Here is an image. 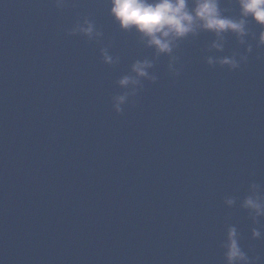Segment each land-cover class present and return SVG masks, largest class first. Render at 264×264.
Segmentation results:
<instances>
[{"label":"water","instance_id":"95a60500","mask_svg":"<svg viewBox=\"0 0 264 264\" xmlns=\"http://www.w3.org/2000/svg\"><path fill=\"white\" fill-rule=\"evenodd\" d=\"M109 7L0 0V264H226L230 225L264 264V217L253 224L240 207L250 184L264 193L261 29L250 22L246 43L229 34L222 51L201 32L172 61ZM85 18L101 36L69 34ZM249 44L237 70L206 62ZM144 59L155 83L131 72ZM125 75L139 83L121 88ZM125 93L118 114L113 97Z\"/></svg>","mask_w":264,"mask_h":264},{"label":"clouds","instance_id":"9594fccd","mask_svg":"<svg viewBox=\"0 0 264 264\" xmlns=\"http://www.w3.org/2000/svg\"><path fill=\"white\" fill-rule=\"evenodd\" d=\"M64 0H56L57 7L63 6ZM235 3L239 9L238 15L226 14L229 9L221 7V0H109V15L118 24L122 31H135L145 41L148 47L153 48L157 56H170L172 61H177L172 56L180 42L189 37H196L201 32L211 33L216 39L210 45L211 49L222 51L225 37L231 34L241 45L246 43L245 38L250 35L249 23H254L261 29L257 39V47L264 46V0H228ZM80 33L89 39L99 37L102 33L96 29L94 23L85 18L82 23H77L71 32ZM252 53V46L245 47L243 53H236L222 58L207 57L208 65L226 66L229 70H237L242 64L247 63L248 54ZM103 60L112 64L113 59L102 50ZM237 56L239 58H237ZM259 58V57H258ZM153 64L150 60H137L131 67V72L136 78H145L156 82L157 77L150 75L148 69ZM168 70L173 75L179 74V69L173 67L170 61ZM125 75L118 80L121 88H126L130 83L137 84L139 79ZM134 94V93H133ZM128 94L113 97V108L116 113L122 112V106L127 101ZM234 197L225 199V204L233 206ZM246 210L253 224L258 223V218L264 217V193L256 183L249 185V192L240 203ZM253 239H260L262 232L256 227L251 230ZM239 233L235 226H228L226 236L221 244L224 249L226 264H255L259 257L250 258L239 244Z\"/></svg>","mask_w":264,"mask_h":264}]
</instances>
